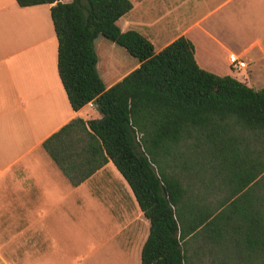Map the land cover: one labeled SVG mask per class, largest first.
Masks as SVG:
<instances>
[{
	"label": "trees",
	"instance_id": "16d2710c",
	"mask_svg": "<svg viewBox=\"0 0 264 264\" xmlns=\"http://www.w3.org/2000/svg\"><path fill=\"white\" fill-rule=\"evenodd\" d=\"M51 4L57 72L71 119L42 146L76 186L111 161L149 221L141 264H264V87L201 68L181 35L155 52L118 18L130 0H15ZM138 66L106 88L95 38Z\"/></svg>",
	"mask_w": 264,
	"mask_h": 264
},
{
	"label": "crops",
	"instance_id": "0c3cea01",
	"mask_svg": "<svg viewBox=\"0 0 264 264\" xmlns=\"http://www.w3.org/2000/svg\"><path fill=\"white\" fill-rule=\"evenodd\" d=\"M130 1L116 24L141 33L155 52L183 35L207 71L241 80L249 65L241 80L248 86L264 74V0ZM50 6L0 0V264H141L149 221L113 163L73 186L42 146L71 119L100 117L91 102L69 104ZM231 53L246 66L232 69Z\"/></svg>",
	"mask_w": 264,
	"mask_h": 264
},
{
	"label": "rangeland",
	"instance_id": "374dc122",
	"mask_svg": "<svg viewBox=\"0 0 264 264\" xmlns=\"http://www.w3.org/2000/svg\"><path fill=\"white\" fill-rule=\"evenodd\" d=\"M207 7L202 6L199 12L204 14ZM222 12L219 11V14ZM207 25V24H205ZM218 34H222V31H218ZM197 44L201 52L206 53L209 48L204 39L198 37ZM94 47L97 54V70L103 80L105 86L110 83L114 84L119 81L127 72L134 69L133 64L138 61L130 56L122 47L107 40L101 35H98L94 40ZM157 48V47H155ZM249 65L245 69L238 71L239 79L244 78V74L249 70ZM247 83V81H245ZM251 86L254 88L264 87V74H257L255 79L251 82Z\"/></svg>",
	"mask_w": 264,
	"mask_h": 264
},
{
	"label": "built area",
	"instance_id": "2783aa9c",
	"mask_svg": "<svg viewBox=\"0 0 264 264\" xmlns=\"http://www.w3.org/2000/svg\"><path fill=\"white\" fill-rule=\"evenodd\" d=\"M228 62L230 67L237 71L246 66V63L242 57L232 53L228 55Z\"/></svg>",
	"mask_w": 264,
	"mask_h": 264
}]
</instances>
